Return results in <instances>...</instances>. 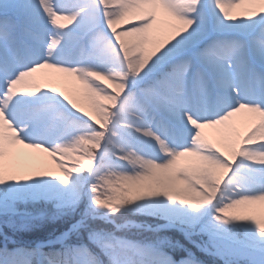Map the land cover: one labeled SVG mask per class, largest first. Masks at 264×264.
Wrapping results in <instances>:
<instances>
[{
    "label": "snow or ice",
    "instance_id": "snow-or-ice-1",
    "mask_svg": "<svg viewBox=\"0 0 264 264\" xmlns=\"http://www.w3.org/2000/svg\"><path fill=\"white\" fill-rule=\"evenodd\" d=\"M257 204L264 0H0V264H264Z\"/></svg>",
    "mask_w": 264,
    "mask_h": 264
},
{
    "label": "rangeland",
    "instance_id": "rangeland-1",
    "mask_svg": "<svg viewBox=\"0 0 264 264\" xmlns=\"http://www.w3.org/2000/svg\"><path fill=\"white\" fill-rule=\"evenodd\" d=\"M246 5H241L238 6L237 8L233 9V14L235 15H242L244 13V11L246 10ZM45 72H48L49 70H44ZM40 84L42 87H55L58 88L60 90H63L66 92V94L70 95L74 100L77 101V103L83 107L85 110L91 111L87 100L84 96V91H83V86L80 85L73 77L68 76L67 74H63V73H51L49 78L47 79H41ZM233 120L237 121L236 125L234 128H232L231 131V135L235 136V135H242L248 126V120L247 118L243 115V114H238L237 117H234ZM231 123V122H229ZM206 137L210 140V142L213 143H221V137L214 131L211 129H205L204 130ZM35 156H37L39 158V160H47L48 162L42 167L43 171H49L52 172L54 174H59V169H57L56 165L52 162V160L43 153H34ZM185 160H188V158H184ZM254 212L258 213L261 210H264V206H261L259 204L257 205H251L249 206ZM133 232L135 230H132ZM9 236H12L15 240L16 238L11 235L8 234ZM3 240V237L0 236ZM50 238V237H49ZM49 238H45V239H35V240H22L19 239L17 241H19L22 244H32L34 245L35 242L37 241H42V240H47ZM1 241V240H0ZM4 241V240H3ZM73 242H75V238H73ZM4 242L0 243V246L3 245ZM12 245L9 244V247H11ZM204 259H207L206 257H202Z\"/></svg>",
    "mask_w": 264,
    "mask_h": 264
},
{
    "label": "trees",
    "instance_id": "trees-1",
    "mask_svg": "<svg viewBox=\"0 0 264 264\" xmlns=\"http://www.w3.org/2000/svg\"><path fill=\"white\" fill-rule=\"evenodd\" d=\"M8 231V230H5ZM54 233V229L52 226H46L40 229H36L33 230L31 232H23V233H17V234H13L10 231H8V234L13 235L16 240L22 239V240H35V239H45V238H49L53 235ZM55 234H59L58 232H56ZM0 243L4 242L2 240V238L0 237Z\"/></svg>",
    "mask_w": 264,
    "mask_h": 264
},
{
    "label": "bare ground",
    "instance_id": "bare-ground-1",
    "mask_svg": "<svg viewBox=\"0 0 264 264\" xmlns=\"http://www.w3.org/2000/svg\"><path fill=\"white\" fill-rule=\"evenodd\" d=\"M22 151H24V152H28V151H30V150H27V149H21ZM41 162H42V165L44 166L48 161L45 159H43V160H40Z\"/></svg>",
    "mask_w": 264,
    "mask_h": 264
}]
</instances>
